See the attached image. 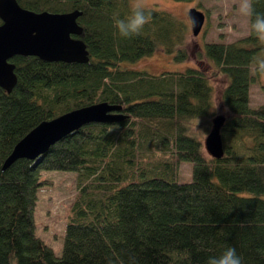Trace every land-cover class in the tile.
I'll use <instances>...</instances> for the list:
<instances>
[{"label": "trees", "instance_id": "16d2710c", "mask_svg": "<svg viewBox=\"0 0 264 264\" xmlns=\"http://www.w3.org/2000/svg\"><path fill=\"white\" fill-rule=\"evenodd\" d=\"M16 1L34 11L80 9L88 59L9 58L16 80L9 92L0 87V163L42 119L97 101L120 104L125 116L84 123L36 160L20 157L0 169V264H205L226 246L243 264H264V102L249 105L264 44L247 33L196 52L210 75L226 78L223 152L214 158L188 133L191 118L211 113L208 72L119 65L157 47L184 60L182 20L150 7L141 33L123 38L115 19L129 14L126 0ZM254 7L264 13V0ZM181 160L192 163L187 181L174 179ZM50 169L76 172L59 255L36 234L33 218L40 170Z\"/></svg>", "mask_w": 264, "mask_h": 264}, {"label": "water", "instance_id": "95a60500", "mask_svg": "<svg viewBox=\"0 0 264 264\" xmlns=\"http://www.w3.org/2000/svg\"><path fill=\"white\" fill-rule=\"evenodd\" d=\"M80 13L78 8L34 11L22 7L16 0H0V87L9 92L15 83L14 63L9 60L15 54L35 55L47 61H87L88 50L79 37L82 28L76 21ZM186 15L191 33L197 34L204 12L191 6ZM119 110L120 104L97 101L42 119L15 141L1 161L0 169L20 157L36 160L49 145L84 123L121 119L125 114ZM223 121V114L213 116L202 142L206 153L214 158L223 152L220 137Z\"/></svg>", "mask_w": 264, "mask_h": 264}, {"label": "rangeland", "instance_id": "374dc122", "mask_svg": "<svg viewBox=\"0 0 264 264\" xmlns=\"http://www.w3.org/2000/svg\"><path fill=\"white\" fill-rule=\"evenodd\" d=\"M129 5V0H126ZM149 7L164 10L186 24L187 33L184 48L187 56L184 60H174L170 54L161 48H155L152 52L139 56L133 61L123 60L121 66L144 69L149 73L157 74L165 70L181 71L185 67L199 66L209 73L213 86L211 113L208 115L191 118L188 122V133L197 136L203 142V138L211 125V119L217 114H226V108L220 100V90L225 83L224 74L211 72L208 61L196 57V52L202 49L205 42L222 41L229 42L248 33V18L239 11L240 0H147ZM195 6L205 14L203 23L193 35L190 30L186 11ZM252 69V66H250ZM264 102V76L258 78L249 86V105L253 106ZM204 149V148H203ZM204 152H206L204 150ZM191 162L179 161L178 170L174 174L177 181L190 179ZM42 184L37 189L36 202L33 208L35 232L47 244L55 255L61 252L64 234V225L69 204L77 185L74 170H40ZM216 180L215 177H213Z\"/></svg>", "mask_w": 264, "mask_h": 264}, {"label": "clouds", "instance_id": "9594fccd", "mask_svg": "<svg viewBox=\"0 0 264 264\" xmlns=\"http://www.w3.org/2000/svg\"><path fill=\"white\" fill-rule=\"evenodd\" d=\"M129 14L115 19V28L123 38L139 35L151 21V10L147 0H129ZM239 11L249 19L248 35L264 44V13L255 10L254 0H240ZM253 73L264 76V58L257 59ZM205 264H243L242 257L234 247L226 246L216 255L207 257Z\"/></svg>", "mask_w": 264, "mask_h": 264}]
</instances>
